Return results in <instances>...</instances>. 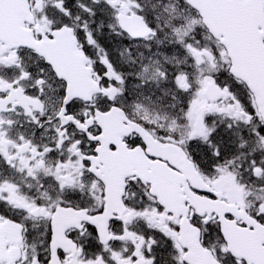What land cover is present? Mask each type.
Instances as JSON below:
<instances>
[{
  "label": "snow or ice",
  "instance_id": "obj_1",
  "mask_svg": "<svg viewBox=\"0 0 264 264\" xmlns=\"http://www.w3.org/2000/svg\"><path fill=\"white\" fill-rule=\"evenodd\" d=\"M0 264H264V0H0Z\"/></svg>",
  "mask_w": 264,
  "mask_h": 264
}]
</instances>
